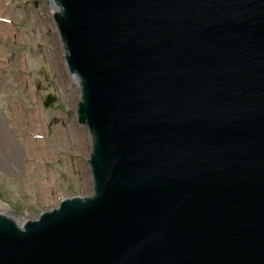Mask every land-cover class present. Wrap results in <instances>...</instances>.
Instances as JSON below:
<instances>
[{
    "label": "water",
    "instance_id": "95a60500",
    "mask_svg": "<svg viewBox=\"0 0 264 264\" xmlns=\"http://www.w3.org/2000/svg\"><path fill=\"white\" fill-rule=\"evenodd\" d=\"M53 1L92 193L0 264H264V0Z\"/></svg>",
    "mask_w": 264,
    "mask_h": 264
},
{
    "label": "rangeland",
    "instance_id": "374dc122",
    "mask_svg": "<svg viewBox=\"0 0 264 264\" xmlns=\"http://www.w3.org/2000/svg\"><path fill=\"white\" fill-rule=\"evenodd\" d=\"M52 11V0H0V214L18 226L92 192L79 80ZM48 94L55 99L44 107Z\"/></svg>",
    "mask_w": 264,
    "mask_h": 264
},
{
    "label": "bare ground",
    "instance_id": "6f19581e",
    "mask_svg": "<svg viewBox=\"0 0 264 264\" xmlns=\"http://www.w3.org/2000/svg\"><path fill=\"white\" fill-rule=\"evenodd\" d=\"M52 5L57 9V5L53 1H52ZM2 27H5V24H4V22L2 20H0V28H2ZM33 123H35V122H33Z\"/></svg>",
    "mask_w": 264,
    "mask_h": 264
}]
</instances>
